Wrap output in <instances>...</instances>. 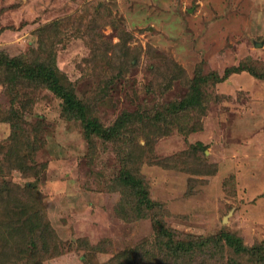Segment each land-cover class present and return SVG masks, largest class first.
I'll return each instance as SVG.
<instances>
[{
  "label": "rangeland",
  "instance_id": "374dc122",
  "mask_svg": "<svg viewBox=\"0 0 264 264\" xmlns=\"http://www.w3.org/2000/svg\"><path fill=\"white\" fill-rule=\"evenodd\" d=\"M12 60L53 62L101 129L128 115L119 139L86 140L35 79L6 84ZM240 67L264 74V0H0V252L11 264H107L148 238L149 220L117 212L130 150L168 227L264 244V78ZM9 96L32 104L31 159L5 146Z\"/></svg>",
  "mask_w": 264,
  "mask_h": 264
},
{
  "label": "trees",
  "instance_id": "16d2710c",
  "mask_svg": "<svg viewBox=\"0 0 264 264\" xmlns=\"http://www.w3.org/2000/svg\"><path fill=\"white\" fill-rule=\"evenodd\" d=\"M7 68L9 69L5 79L6 84L7 81L10 84L11 81H16L19 75H24L30 80L35 79L33 81L36 84L48 89L58 97L61 100L62 114L69 121L81 123L86 140L92 139L93 136L104 138V142L112 141L115 138L119 139V134H122L120 131L128 124V115H123L110 127L101 129L102 125L98 121L88 117L87 107L75 96L66 77L58 71L53 62L36 63L35 66L31 67L23 66L18 61L12 60ZM237 71H249L253 77L264 78V74L257 73L251 68L240 67ZM194 87L193 92L197 90V86ZM10 88H14V86ZM198 94L197 92L196 97ZM14 99V96H9V107L1 120L8 123L11 128L10 138L5 145L9 149L10 157L23 161V156L31 159L36 149L34 143H30L32 141L30 140V131L24 126L27 123L24 115L30 110L32 104L22 105L16 103ZM196 101L197 98L193 101L190 100L187 105L201 109L203 105L196 103ZM174 111L176 110L173 109L172 112ZM166 116L162 117L157 110L154 112L153 121L155 119L159 121L157 134L167 135L169 133L168 128L171 124H167ZM142 120H145L144 126L155 125L147 118H142ZM127 155L128 169L123 170L122 174L118 176L121 195L117 212L125 221L129 220L128 217L131 214H134L139 220H149L152 233L148 238H144L135 244V247L122 250L107 264H215V260L217 258L223 259L225 253L231 255L225 264H243L245 259H248L251 264H264V244H254L248 247L243 244L240 236L233 233L220 232L219 234L203 236L201 234L182 233L176 228L168 227L164 221L163 206L150 197L149 189L143 181L139 166L136 163L133 164L135 162L134 154L130 150ZM140 158L138 159L139 162H141ZM163 165L168 166L166 162ZM126 197L134 198V202L130 203L132 213L125 210ZM3 232L7 234L5 231ZM2 238L3 236L0 237V239ZM4 242L7 244L5 239ZM10 256L9 250L1 251L0 264H11ZM88 258L89 255L88 257L84 255L83 264H87Z\"/></svg>",
  "mask_w": 264,
  "mask_h": 264
}]
</instances>
